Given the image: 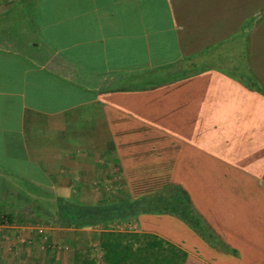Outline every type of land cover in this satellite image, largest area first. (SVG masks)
<instances>
[{
	"label": "crops",
	"instance_id": "obj_1",
	"mask_svg": "<svg viewBox=\"0 0 264 264\" xmlns=\"http://www.w3.org/2000/svg\"><path fill=\"white\" fill-rule=\"evenodd\" d=\"M253 4L0 0V264H103L102 227L38 211L96 194L111 157L117 178L175 181L195 209L155 233L206 264H264V18L252 33Z\"/></svg>",
	"mask_w": 264,
	"mask_h": 264
},
{
	"label": "trees",
	"instance_id": "obj_2",
	"mask_svg": "<svg viewBox=\"0 0 264 264\" xmlns=\"http://www.w3.org/2000/svg\"><path fill=\"white\" fill-rule=\"evenodd\" d=\"M174 189V195H179L180 200L185 201V197H180L179 186ZM169 203L163 208L170 210L169 215H173L172 217L183 220V213L189 216L185 211L186 206L183 205L181 212L178 211V205ZM47 209L38 212L64 228L102 227V230L94 232L93 235L103 264H206L156 233L113 230L111 226L114 222L126 215L122 206L77 204L58 198L56 204L48 206Z\"/></svg>",
	"mask_w": 264,
	"mask_h": 264
},
{
	"label": "rangeland",
	"instance_id": "obj_3",
	"mask_svg": "<svg viewBox=\"0 0 264 264\" xmlns=\"http://www.w3.org/2000/svg\"><path fill=\"white\" fill-rule=\"evenodd\" d=\"M253 1H254V4L251 5V7L254 9V11H256L255 14L257 16H255L250 23L252 27V29L250 30L251 31L253 30L252 33L255 32L254 24H256L259 20H262V18H264V10L260 13L258 11L259 6H261L262 9L264 8V3L262 5H259V3H257V0H253ZM250 30L245 29L246 33H248ZM247 42H246V46L248 44ZM247 52H248V49H247ZM230 70H233V69L230 68ZM245 70H247L246 67H245ZM139 150L140 149H136V151H139ZM109 160L110 161L108 162V173H109L108 179L105 182L101 181L100 183L103 182L102 184H98L97 187L99 188V186L101 185V188L96 190L95 192L96 194H90L89 196L78 195L74 198L70 197L68 199L70 201L68 202L77 203V204H86V205L113 204L115 206H122L123 211H126V215H124L119 221L114 222L112 227H116L115 225L122 222L120 230L124 229V231L132 230V231L139 232V231H143V227L146 226V229L150 228L151 231H153V233L161 232L163 236H166L167 234L166 217L167 215L171 214L170 210H165L163 207L170 204L169 202H171L172 205H176V206L178 205V209H179L178 211H181V212H182L181 209H183V205L188 206V208L191 210V212L188 213L190 214L189 215L190 218L196 215V211L191 205L190 206L193 209L188 204H185V202L182 203L179 198V195H174L176 192L171 191L172 189L175 190L174 188L178 186L175 184V181H139L140 187L139 189H135L134 186L136 185L135 184L136 181L134 183V181L132 182L129 180L116 177L115 168L113 164L114 159L111 157V159ZM76 168L78 171L77 174H80V176H83L84 171L81 170V166H76ZM168 182L174 183L173 186L169 187L170 192L168 193H167V187H165L166 189L161 190V193H162L161 195H155V193H153L150 196H148L151 198H146V196L136 195L137 192H152L154 190H157L158 187L162 188V186H164ZM182 215L187 217L185 213H183ZM142 224L144 225L143 227H142ZM131 226L133 227V229L127 228ZM190 228L192 229V232H193L191 235H190L191 230H183V228L178 227V224H174L172 225L171 232H173V234L176 237L177 236L183 237V235H185L187 237H191L192 239H194L195 238L194 236L195 228L193 227H190ZM162 235L160 236L163 237ZM213 246H220V245H213ZM226 250H228L229 252L235 253L233 250H230L227 248ZM85 261L91 264L93 261H95L96 262L95 264H98L97 255L87 254V255L81 256L79 259V263L83 264V262Z\"/></svg>",
	"mask_w": 264,
	"mask_h": 264
},
{
	"label": "built area",
	"instance_id": "obj_4",
	"mask_svg": "<svg viewBox=\"0 0 264 264\" xmlns=\"http://www.w3.org/2000/svg\"><path fill=\"white\" fill-rule=\"evenodd\" d=\"M39 234H40L42 237L46 238V232H45V229H44V228H40V229H39Z\"/></svg>",
	"mask_w": 264,
	"mask_h": 264
}]
</instances>
